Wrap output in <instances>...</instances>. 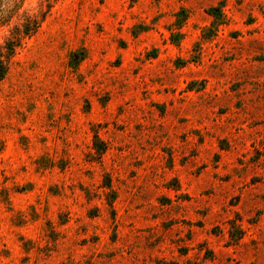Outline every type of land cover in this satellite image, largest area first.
I'll return each mask as SVG.
<instances>
[{
	"label": "rangeland",
	"instance_id": "374dc122",
	"mask_svg": "<svg viewBox=\"0 0 264 264\" xmlns=\"http://www.w3.org/2000/svg\"><path fill=\"white\" fill-rule=\"evenodd\" d=\"M9 41L0 264H264V0H0Z\"/></svg>",
	"mask_w": 264,
	"mask_h": 264
},
{
	"label": "trees",
	"instance_id": "16d2710c",
	"mask_svg": "<svg viewBox=\"0 0 264 264\" xmlns=\"http://www.w3.org/2000/svg\"><path fill=\"white\" fill-rule=\"evenodd\" d=\"M39 23L36 20L33 21V23H31L33 24V28H35L34 30H36V28L39 27ZM18 46H19V43H15L14 41H9L4 48L6 52L0 51V83L5 79L8 73V66H7L8 61H6L4 58L9 59V57H11L12 54H14Z\"/></svg>",
	"mask_w": 264,
	"mask_h": 264
}]
</instances>
